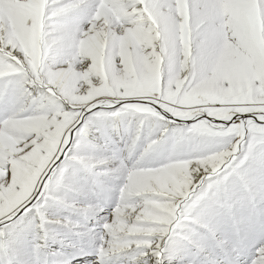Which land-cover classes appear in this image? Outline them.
<instances>
[{"label":"snow or ice","instance_id":"obj_1","mask_svg":"<svg viewBox=\"0 0 264 264\" xmlns=\"http://www.w3.org/2000/svg\"><path fill=\"white\" fill-rule=\"evenodd\" d=\"M0 264H264V0H0Z\"/></svg>","mask_w":264,"mask_h":264}]
</instances>
